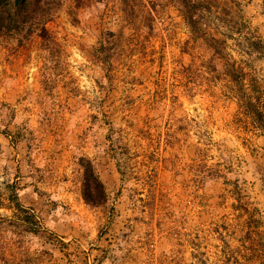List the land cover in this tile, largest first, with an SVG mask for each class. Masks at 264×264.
Listing matches in <instances>:
<instances>
[{
	"label": "rangeland",
	"instance_id": "obj_1",
	"mask_svg": "<svg viewBox=\"0 0 264 264\" xmlns=\"http://www.w3.org/2000/svg\"><path fill=\"white\" fill-rule=\"evenodd\" d=\"M142 2L150 30L119 0H59L46 43L0 34L10 264H264V134L239 98L264 111V0H229L239 33L197 13L222 59L191 37L180 0ZM88 161L105 194L95 207L81 195ZM12 192L41 233L14 219Z\"/></svg>",
	"mask_w": 264,
	"mask_h": 264
},
{
	"label": "trees",
	"instance_id": "obj_2",
	"mask_svg": "<svg viewBox=\"0 0 264 264\" xmlns=\"http://www.w3.org/2000/svg\"><path fill=\"white\" fill-rule=\"evenodd\" d=\"M58 1L0 0V34L21 33L25 37H29L36 33L42 43H46L50 39L46 24L57 8ZM119 4L125 20L131 21L138 14L143 20V29L150 30L152 28L151 12L147 10L148 8H146L142 0H119ZM179 5L180 13L187 24V30L191 37L207 41L215 56L221 58L222 55L219 49L225 40L214 36L215 34H219L218 32L212 35L201 30L197 13L200 11L212 13L226 27L235 30V33H239L240 26L243 24L239 20V10H237L235 4H231L229 0H180ZM108 35L112 37L111 33ZM103 42H110V40L107 37ZM257 44V42L252 43L253 47H256ZM226 63L228 64L227 61ZM226 72L227 75L237 76V70L233 65H229ZM239 98L242 99L241 108L244 115L257 122L260 131L264 134V111L258 106V100L252 97L245 98L242 94ZM81 184L82 199L87 206L95 207L104 202L103 185L93 172L89 161L85 165ZM9 202L11 203L14 219L19 221L25 233L37 235L42 232L43 227L38 217L30 209L24 208L19 203L15 192H12L10 195ZM2 221L3 219L0 218V222ZM11 259L6 258L0 248V264H10Z\"/></svg>",
	"mask_w": 264,
	"mask_h": 264
}]
</instances>
